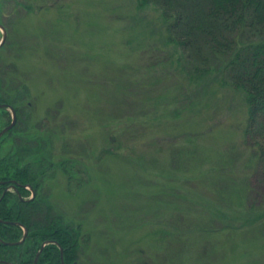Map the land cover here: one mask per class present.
Here are the masks:
<instances>
[{
    "label": "rangeland",
    "instance_id": "1",
    "mask_svg": "<svg viewBox=\"0 0 264 264\" xmlns=\"http://www.w3.org/2000/svg\"><path fill=\"white\" fill-rule=\"evenodd\" d=\"M148 17L133 0H0L2 76L54 135L53 161L87 165L72 182L49 170L52 206L89 241L82 264H264L262 139L247 143L242 99L215 76L153 68L130 43Z\"/></svg>",
    "mask_w": 264,
    "mask_h": 264
},
{
    "label": "trees",
    "instance_id": "2",
    "mask_svg": "<svg viewBox=\"0 0 264 264\" xmlns=\"http://www.w3.org/2000/svg\"><path fill=\"white\" fill-rule=\"evenodd\" d=\"M133 1L149 17L135 26L130 43L137 42L152 63L158 62L153 68L162 64L184 74V66H190L192 71L184 74L190 84L202 86L215 76L217 83L240 96L246 112L244 136L248 144L256 134L262 139L250 147L264 169V0ZM4 81L6 90L13 89L14 78ZM30 135L28 142L0 152V261L34 264L43 243L56 241L64 250L65 264L88 262L85 244L89 241L79 226L55 211L45 184L56 165L63 167L70 182L75 168L80 171L87 165L73 158L53 161L54 135L47 132L46 137L41 131ZM12 183L15 190L6 192ZM18 224L28 230L26 240L17 246L5 245L23 239L24 230ZM37 264H63L60 248L47 245Z\"/></svg>",
    "mask_w": 264,
    "mask_h": 264
},
{
    "label": "flooded vegetation",
    "instance_id": "3",
    "mask_svg": "<svg viewBox=\"0 0 264 264\" xmlns=\"http://www.w3.org/2000/svg\"><path fill=\"white\" fill-rule=\"evenodd\" d=\"M11 31L10 27L0 22V44L3 41L5 33L7 37L6 42L0 48V51H3L6 48L8 40L11 37ZM0 60H3V58H0ZM4 80L5 78L0 73V134L5 129L9 128L14 122L15 124L0 138V147L10 140H16L20 143L28 142L31 140L30 134L34 135L39 131L44 134L43 122H39L36 117L34 118L31 110L33 104L27 102L26 98L21 97V88L6 90L4 88V83L6 81ZM27 188L32 191L31 188ZM7 190L14 191L15 184L12 183L9 185Z\"/></svg>",
    "mask_w": 264,
    "mask_h": 264
},
{
    "label": "water",
    "instance_id": "4",
    "mask_svg": "<svg viewBox=\"0 0 264 264\" xmlns=\"http://www.w3.org/2000/svg\"><path fill=\"white\" fill-rule=\"evenodd\" d=\"M6 39H7V37H6V33H5V36H4V38H3V41H2V43L0 44V48L5 44ZM14 124H15V122H14L9 128L5 129V130L0 134V138H1V137H2V136H3L8 130H10ZM6 192H8V190H7ZM6 192H5V193H6ZM21 199H23V198H21ZM7 224H8V223H7ZM18 225L22 226L21 224H18ZM22 227H23V226H22ZM23 230H24V235H23V239H22L20 242H18V243H7V242H4V244L7 245V246H17V245L22 244V243L26 240V238H27V236H28V230H27L25 227H23ZM0 241H2L1 238H0ZM50 244L57 245V246L60 248V250H61V258H62V262H63V264H65V262H64V250H63V248H62V247H61L56 241H47V242L43 243V245H42V247H41V250L39 251V253H38V255H37V258H36L34 264H37V263H38V259H39L40 255H41L42 251L44 250V248H45L47 245H50ZM0 264H12V263H9V262H6V261H0Z\"/></svg>",
    "mask_w": 264,
    "mask_h": 264
}]
</instances>
